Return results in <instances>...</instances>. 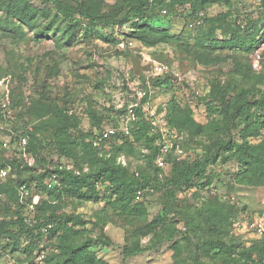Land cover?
Returning <instances> with one entry per match:
<instances>
[{
    "label": "rangeland",
    "instance_id": "1",
    "mask_svg": "<svg viewBox=\"0 0 264 264\" xmlns=\"http://www.w3.org/2000/svg\"><path fill=\"white\" fill-rule=\"evenodd\" d=\"M68 1L75 5L85 3L102 12L112 10L120 2ZM230 4L209 6L198 17L186 16L190 13L189 5L178 7V11L185 9L182 17L160 15L156 22L169 28L171 33H178L183 44L158 43L153 46L136 42L131 47H123L120 40L130 36L129 28L122 27L115 32L90 24L83 25L67 41L68 36L64 33L69 29L68 20L52 24L53 28L58 25L59 30L42 38H37L35 32L20 21L17 23L24 28V37L0 30V108L6 94L18 101L11 109L7 123L0 120V127L16 130L15 124L18 133L25 127L32 129L41 119L42 110L36 102L41 100L49 105L54 101L67 111L69 120L78 130L88 134L89 140L94 130L100 129L98 125L118 129L126 124L134 125L137 118L131 109L139 106L153 126L150 131L154 136L153 146H160L154 156L152 147L143 140H136L130 133L127 138L133 146L121 153L124 155L121 162L130 171L150 175L149 187L141 199L140 194L135 199V202L143 203L145 213L132 215L108 204L104 197L107 195L105 185L98 188L100 200L87 197L86 189L64 187L62 196L55 198L47 190L37 187L33 190L39 195L43 212L49 214V209H57L66 214H77L86 224L75 227L79 229L76 234L60 230L50 240L43 238L42 244L31 253H24L21 248L13 250L8 239L0 237V264H47L44 256L60 253L61 249L56 248L58 245L80 244L87 239H92L90 250L99 259L96 264H264V253L258 255L252 249L264 239L260 238L263 232L259 233L254 226L260 222L264 231V172L254 173L259 167L258 162H253L252 168L242 163L231 149L232 144L230 149H225L227 141L238 140L239 122L219 120L218 112L209 111L199 99L210 86L217 84H230L236 91L250 89L249 98L252 99L259 98L264 92V40L250 52L240 47L206 49L198 42V36L209 31L215 32L216 40L228 39L225 24L235 20L241 25L230 26L234 29L241 26L244 33L246 24L249 30L256 19L264 26V0H230ZM55 11L53 7H46L47 19L41 17L38 25L44 28L51 23ZM227 11L230 18L217 19L213 25L209 21ZM5 16L0 10V18ZM8 20L15 22L13 18ZM111 34L120 42L113 41ZM159 66L165 67L161 73L157 71ZM244 66L248 69L244 70ZM185 114H189L194 124L176 123V116ZM51 115L49 113L45 118ZM214 120L223 127L214 130ZM262 131L260 135L250 137L249 142L258 145L263 155L264 128ZM51 132L50 128L43 131L44 154L27 150L32 164L19 153L0 150V154L15 156L21 166L30 167L22 173L24 175L42 172L52 161L53 165L72 167V159H58ZM73 134L78 132L73 130ZM123 136L119 134L118 138L109 140L107 149L109 143ZM208 157L216 158L207 166V173L212 178L210 184L203 188L186 189L183 186L182 190L183 169L196 159L204 161ZM13 175H16L14 169ZM7 179L0 178V181ZM57 182L62 185L60 178ZM170 191L175 192L174 198ZM8 202L7 197L0 195V219L16 218L15 212H9ZM170 208L176 212L175 221L169 223L172 219L167 218L169 221L165 219L158 223L156 217ZM234 216L237 217L231 225L229 221ZM213 222L225 227L218 235L224 242L237 245L234 254L222 253L218 248L208 249L216 235L211 230ZM172 229L174 236L167 239ZM17 230L16 226L14 231ZM29 239L22 235L21 246ZM159 239L163 240L150 251L124 256L125 246H147ZM250 251H253L251 256Z\"/></svg>",
    "mask_w": 264,
    "mask_h": 264
},
{
    "label": "trees",
    "instance_id": "2",
    "mask_svg": "<svg viewBox=\"0 0 264 264\" xmlns=\"http://www.w3.org/2000/svg\"><path fill=\"white\" fill-rule=\"evenodd\" d=\"M119 1V0H118ZM217 3L230 4V0H120L118 4L112 10L108 12H102L100 9H94L87 6L85 3L72 4L68 0H38L35 3L34 0H0V10L6 15L4 19L0 18V30H3L6 34L8 32L14 33L20 37H24V28L18 25L17 21L26 24L30 30L34 31L37 38L45 37L50 32L54 33L59 30V27L53 28L52 24L62 23L68 20L69 29L64 33V36H68L67 41L71 39L74 33L83 25H101L104 28L111 31L120 30L122 27L129 28L130 36L120 41L133 40L135 42H141L147 45H157L158 43H177L181 42V36L177 33H171L169 28L161 27L156 19L161 16L182 17L185 9L178 11L179 6L189 5L190 13L187 17H198V14L205 11L209 6ZM55 8V18L48 23L46 27L38 25V21L43 17L46 21V14L44 13L46 7ZM182 12V13H181ZM229 11L226 13H220L216 18H210L209 21L213 23L217 22V19L225 20L228 16L230 18ZM8 18L15 19V22H10ZM196 19V18H195ZM53 22V23H52ZM45 23V22H44ZM231 24H225L228 30L224 28L225 34L229 35L225 39L216 40L214 37L215 32H202V35L198 36L200 46L206 49L213 48H233L240 47L243 50L250 52L258 48L264 40V29L259 19L254 20L250 25H253L245 32H242L241 26H237L235 29L230 25H241L237 20L230 22ZM200 28V27H199ZM200 32V33H201ZM113 41L120 42L115 35H110ZM248 66H244V70H247ZM251 94L250 89L235 88L230 84L214 85L210 86V90L199 97L200 102L204 103L208 110L212 113L218 112L219 120L223 122H230L231 120L239 122V137L237 141L231 143L227 141L224 144L225 149H230L232 144L233 150L238 155L240 161L248 167H253V162H258L259 167L254 171L256 174H262L264 172V153L259 151L258 145H252L249 142V138L260 135L264 128V92L259 98H249ZM10 98L11 103L7 108H0V120L7 123L8 117L11 114V109L16 106L17 99L6 94ZM5 97V96H4ZM40 105L42 112L40 113V121L32 127L22 128L21 133L16 132L17 125L11 127H0V138L3 135L15 133L16 135H25L28 138L27 150L32 151L35 154H39L44 151L45 145L43 144L44 136L43 131L45 129H51L53 145L57 147L56 153L58 159L61 157H67L72 159L74 165L72 167L62 166L59 163L53 165V161L47 165L44 171L29 174H22L25 169L30 167L21 166L18 159L15 156L7 157L0 154V168L10 166L12 172L7 176L8 179L0 181V195L8 198V210L9 212H15L16 218L0 219V237L7 238L9 244L14 247L13 250L21 248L24 253L33 252L40 244H42L43 238L51 239L60 230L64 232L70 231L72 234L79 232L78 228L86 224L85 219L77 214H66L57 209L48 211H42V202L38 201L36 205V217L33 225L25 222L24 211L25 204L21 202L19 198V188L21 185L26 184L33 194L37 187L42 188L44 191H48V194L60 198L64 192V187H70L75 189H86L87 197L100 200L98 193L99 186L105 185L104 191L106 202L121 208L123 211L138 215L146 212L145 206L142 202L136 201V197L141 199L144 191L150 185V175H141L130 171L126 165L121 161L124 155L121 153L132 148L133 143L127 136H123L122 139H117L116 142L107 144L109 140L116 139V136L108 138L96 146L93 143L94 136L87 140V133L78 130L77 125L69 120L67 111L62 109L61 106L52 101L49 105L41 103V100L36 102V106ZM134 116L137 118L134 125L129 126L131 135H134L136 140H143L149 147L153 149V155L155 156L160 146H153L154 136L150 135L152 129L151 123L144 117V112L141 107L136 106L133 108ZM49 113H52L50 118H45ZM222 116V118H220ZM44 117V118H43ZM176 123L178 125L189 126L194 124V120L185 114L184 116H176ZM102 118L98 120L100 123ZM47 126V127H46ZM230 127V125H227ZM100 130L107 127L98 125ZM212 127L214 130H219L223 127V124L212 121ZM99 129V128H98ZM73 130L78 134L74 135ZM39 134H42L41 136ZM119 136H117L118 138ZM120 141V142H118ZM3 150V149H0ZM108 150V151H107ZM6 151V150H3ZM13 154V153H11ZM42 154H44L42 152ZM41 154V155H42ZM108 155V156H107ZM43 156V155H42ZM154 156L152 158H154ZM216 157V156H215ZM208 157L204 161L196 159L187 164L183 169L184 176L181 181V188L191 187H206L212 181L210 174L207 173V166L211 160L213 162L216 158ZM87 166V167H86ZM262 167V168H261ZM16 172V175H13ZM52 177L55 180L61 179L62 185H58L56 182L52 187L48 186ZM1 178V177H0ZM2 179V178H1ZM184 188V190H185ZM175 192L170 191V196L174 198ZM14 209H16L14 211ZM175 210L172 208L166 209L165 213L156 217L158 223H163L167 218L169 223H173L175 217ZM238 216V215H237ZM231 218L229 223L232 225L233 220L237 217ZM229 217V216H228ZM226 224V223H225ZM48 225H52L48 229V233L43 228H47ZM18 227L17 231H14L15 227ZM225 227L217 225V222H213L211 230L216 232L214 239L211 241L209 250L218 248L222 253L234 254L236 252V244L224 242L219 234L224 231ZM210 230V229H209ZM228 232V231H227ZM175 230L167 235V239H172ZM49 234V235H47ZM22 235L28 236L30 239L24 246H21L20 238ZM264 238L263 235L260 237ZM163 239L156 240L154 243L147 246H140L135 244L132 246L124 247V256H134L146 251H150L156 247ZM92 239H87L80 244H62L56 248L61 249L60 253H52L44 256V260L47 264H96L99 259L90 250ZM46 246V245H45ZM252 249L254 252L261 255L264 253V239L261 242H257ZM250 256L253 251H250ZM248 256V254H247Z\"/></svg>",
    "mask_w": 264,
    "mask_h": 264
},
{
    "label": "built area",
    "instance_id": "3",
    "mask_svg": "<svg viewBox=\"0 0 264 264\" xmlns=\"http://www.w3.org/2000/svg\"><path fill=\"white\" fill-rule=\"evenodd\" d=\"M136 42L133 40L128 41H121L120 45L123 47H131ZM165 70V67L159 66L157 67V71L159 73L163 72ZM11 103L10 98L8 96H5L2 100V107L7 108ZM131 112H133V109H131ZM119 134L128 135L130 134V128L126 124L121 129H118L117 127H107L103 130L95 129L94 130V145L98 146L100 143L108 138L119 136ZM27 145H28V138L25 135H16L15 133H10L7 135H3L0 138V149L9 151L10 153H19L22 154L27 161H29V164H32V159L30 158V155L27 151ZM11 167L6 166L3 168H0V177L5 178L10 174ZM53 179L50 180L48 186L52 187L57 180H55V177H52ZM19 198L22 203L25 204V211H24V217L25 222L33 225L36 217V205L39 201V195L33 194L30 188L23 184L19 188ZM255 229L259 232H263V224L260 222H257L254 224ZM52 225H48L47 228H44V231H48Z\"/></svg>",
    "mask_w": 264,
    "mask_h": 264
}]
</instances>
